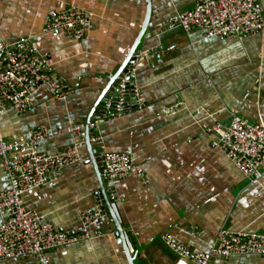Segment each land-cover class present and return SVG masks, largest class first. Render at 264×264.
I'll return each instance as SVG.
<instances>
[{
	"label": "crops",
	"instance_id": "obj_1",
	"mask_svg": "<svg viewBox=\"0 0 264 264\" xmlns=\"http://www.w3.org/2000/svg\"><path fill=\"white\" fill-rule=\"evenodd\" d=\"M70 6L91 15L86 38L45 34L48 14ZM193 8L194 0H0V40L33 39L48 73L73 91L58 100L48 87L39 89L30 111L1 119L0 134L15 141L48 130L52 137L40 151L51 155L76 142L70 125L98 113L149 19L136 51L142 106L101 123L96 132L106 151L132 152L136 170L108 183L95 137L89 142L85 135L84 162L23 195L28 210L60 231L78 232L80 215L103 202L102 235L55 251L54 264H130L117 225L137 244L134 264H175L164 235L207 252L223 228L264 234V177L247 179L218 147L219 137L208 132L229 125L232 113L264 125V34L241 40L207 38L202 30L165 32L168 19ZM173 108L175 115L163 114ZM9 188L0 160V192ZM5 220L0 213V226ZM4 264L39 263L27 258ZM214 264H264V258L233 256Z\"/></svg>",
	"mask_w": 264,
	"mask_h": 264
},
{
	"label": "built area",
	"instance_id": "obj_2",
	"mask_svg": "<svg viewBox=\"0 0 264 264\" xmlns=\"http://www.w3.org/2000/svg\"><path fill=\"white\" fill-rule=\"evenodd\" d=\"M91 20V15L75 6L51 11L45 19L44 33L54 38L64 34L83 40ZM164 30H202L207 38L243 40L264 34V9L260 0H194V8L168 19ZM140 58L139 53L133 56L121 82L103 99L89 123L70 125L68 132L77 140L59 154L40 151L41 144L52 137L48 130H34L26 139L15 141H7L0 134V160L10 181V188L0 192V213L6 217L0 226V264L27 258H35L39 264H54L55 251L102 235L99 227L106 217L102 201L80 215L78 232L60 231L38 213L28 210L23 195L49 184L65 168L84 162L81 148L87 132L95 137L103 176L108 183L121 181L136 170L132 152L106 151L103 139L96 132L101 123L116 120L142 106L136 84ZM47 68V58L33 39L23 37L12 43L0 40V122L9 113L23 115L30 111L35 94L43 87H48L58 100H65L73 93L69 85L49 74ZM176 113V108L163 111L164 115ZM208 132L219 137L218 147L247 179L252 182L263 179L264 125L250 123L232 113L229 125L217 124ZM138 172L143 176V170ZM163 241L176 255L175 264H214L217 258L247 255L264 258V234L233 233L223 228L207 252L194 251L171 235H164Z\"/></svg>",
	"mask_w": 264,
	"mask_h": 264
},
{
	"label": "water",
	"instance_id": "obj_3",
	"mask_svg": "<svg viewBox=\"0 0 264 264\" xmlns=\"http://www.w3.org/2000/svg\"><path fill=\"white\" fill-rule=\"evenodd\" d=\"M149 4V7H150V2L148 3ZM150 13V12H149ZM148 23H149V19L146 20L145 24H144V27H143V31L142 33L138 36L134 46L132 47L131 49V52L129 54V57L128 59L126 60L125 64L123 65V67L121 68L120 72H119V75L117 76V79H113V82L110 86L111 90H113V86H117L120 82H121V77L123 75L124 72L127 71V68L129 67V65L131 64V60L133 58V56L136 54V51L138 50L139 48V45L141 43V40L144 36V33L146 32V29L148 27ZM90 121H87L86 123H89ZM86 136L88 137V141L90 142L91 140V135H90V132H87L86 133ZM98 151V150H97ZM109 203V202H108ZM109 206V204H108ZM116 230L118 231L117 233V236L122 239V243L123 245L125 246L126 248V252L128 254V257H129V261H130V264H134V261L136 259V256L138 255V249H137V244L134 242V238L131 237L130 234H125L123 233L122 231V227H120L119 225H117V228Z\"/></svg>",
	"mask_w": 264,
	"mask_h": 264
}]
</instances>
